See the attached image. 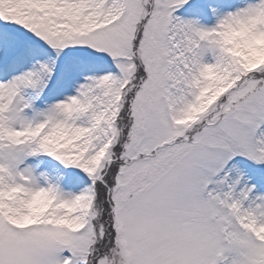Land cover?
<instances>
[{
  "label": "snow or ice",
  "instance_id": "1",
  "mask_svg": "<svg viewBox=\"0 0 264 264\" xmlns=\"http://www.w3.org/2000/svg\"><path fill=\"white\" fill-rule=\"evenodd\" d=\"M0 264H264V0H0Z\"/></svg>",
  "mask_w": 264,
  "mask_h": 264
}]
</instances>
